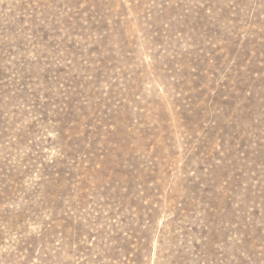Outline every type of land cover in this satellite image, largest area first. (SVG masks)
I'll return each mask as SVG.
<instances>
[{
	"label": "rangeland",
	"instance_id": "obj_1",
	"mask_svg": "<svg viewBox=\"0 0 264 264\" xmlns=\"http://www.w3.org/2000/svg\"><path fill=\"white\" fill-rule=\"evenodd\" d=\"M0 264H264V0H0Z\"/></svg>",
	"mask_w": 264,
	"mask_h": 264
}]
</instances>
